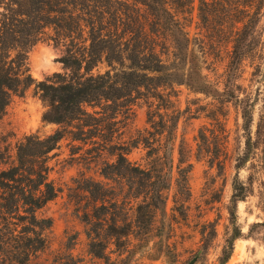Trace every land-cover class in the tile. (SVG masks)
Listing matches in <instances>:
<instances>
[{"label":"trees","instance_id":"16d2710c","mask_svg":"<svg viewBox=\"0 0 264 264\" xmlns=\"http://www.w3.org/2000/svg\"><path fill=\"white\" fill-rule=\"evenodd\" d=\"M263 9L264 0H0V117L14 97L33 88L45 105L42 122L59 127L47 136H24L12 156L7 149L0 150V264H31L48 248L45 234L52 220L38 218L37 212L59 194L49 180L48 162L68 134L72 141L84 144L96 140L103 148L98 154L105 151L114 158L102 162L99 176L105 182L82 178L80 190L88 202L79 220L91 260L130 264L123 255L132 240L149 238L158 216L165 217V193L173 184L172 210L186 219L192 165L183 168L179 161L173 178V142L180 119L171 101L175 87L222 96V106L230 101L242 106L244 149L234 160L239 173L255 155L258 142L250 132L253 103L235 95L231 81L250 50ZM194 14L200 31L206 28L217 35L224 30L223 23L231 24L225 31L230 49L226 47L222 93L203 74L201 51L194 49L200 41L189 31ZM39 43L64 49L58 59L63 72L36 81L28 55ZM101 65L105 68L102 72L97 70ZM140 100L146 107L148 127L138 133L136 142L119 146L112 137L104 139L105 131L111 130L107 122L115 120L120 109L129 111ZM85 107L94 111L88 113ZM64 127L76 132L67 133ZM198 141L197 155L209 158V166L223 173L228 157L224 124L216 119L213 129L200 128ZM138 146L148 150L146 158L150 160L143 167L127 158ZM112 181L116 188L109 185ZM247 193L236 175L227 206L231 232L217 264L229 261L234 242L241 237L236 206ZM200 235L201 247L185 264L197 263L205 253L208 241ZM110 247H114L116 261H111ZM50 264L92 263L66 253Z\"/></svg>","mask_w":264,"mask_h":264},{"label":"rangeland","instance_id":"374dc122","mask_svg":"<svg viewBox=\"0 0 264 264\" xmlns=\"http://www.w3.org/2000/svg\"><path fill=\"white\" fill-rule=\"evenodd\" d=\"M230 26V23H223L224 30L217 35L206 28H201L200 31L194 14L189 28L191 37L201 41L196 42L194 49L201 51L203 74L220 93L224 91L226 84L227 49L230 46L226 44L228 34L225 31ZM199 44L201 49L198 48ZM250 45L239 71L231 81L234 88L231 85L230 88L243 101L253 103L250 132L254 142H258L255 155L239 173L234 169L235 157L243 151L245 142L241 105L230 101L222 106V96H205L184 86L175 87L171 101L173 110L179 113L180 119L173 142V178L176 177L174 167L179 161L183 162V168L188 164L192 165L188 174L190 199L186 203V219H181L178 212L172 210L175 191L173 184L165 193L164 219L158 216L149 238L132 240L128 253L123 255V258L128 257L130 264H185L203 243L200 233L207 238V249L195 264H217L231 232L227 206L231 196V183L236 175L247 187L248 193L245 200L238 202L236 206L241 237L234 242L232 255L226 264H264V9ZM63 50L52 43L36 45L28 55L32 77L41 81L54 73H62V65L58 59ZM104 69L101 65L97 70L102 72ZM131 108L129 111L120 109L117 118L107 122L111 130L105 131L104 139L112 137V142L119 146H132L136 142L138 133L148 127L146 107L140 100ZM85 109L88 113L94 111L89 107ZM44 111L45 105L34 95L33 88L28 89L21 97H14L0 117V150L7 149L12 156L16 144L24 136L37 134L43 137L59 129L56 125L42 122ZM216 119L224 124L227 132L228 157L221 174L215 166H209V158L197 155L199 129H213ZM64 129L67 133L76 132L72 127ZM206 136L209 138L210 133L206 132ZM70 137L68 134L50 155L49 180L58 188L59 194L37 212L38 218L51 219L52 226L45 234L49 242L48 248L38 253L31 264H50L57 255L66 253L92 264H104L102 261L91 260L87 255L84 225L79 217L88 201L80 189L83 185L82 178L103 181L99 176L102 162H112L114 158L108 157L105 151L99 155L103 148L96 140L84 144L72 141ZM210 142L211 148H214L212 139ZM147 151L142 146L132 148L127 158L131 163L143 167L150 160L146 158ZM109 185L116 188L113 181ZM68 246H72V249L66 250ZM113 250L114 247H110L108 253L111 261H116L117 256Z\"/></svg>","mask_w":264,"mask_h":264}]
</instances>
